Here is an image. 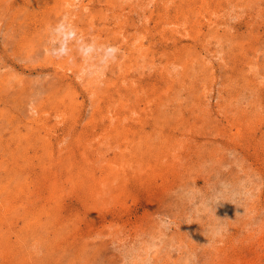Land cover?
I'll list each match as a JSON object with an SVG mask.
<instances>
[{"label":"rangeland","instance_id":"obj_1","mask_svg":"<svg viewBox=\"0 0 264 264\" xmlns=\"http://www.w3.org/2000/svg\"><path fill=\"white\" fill-rule=\"evenodd\" d=\"M0 223V264H264V0H0Z\"/></svg>","mask_w":264,"mask_h":264},{"label":"clouds","instance_id":"obj_2","mask_svg":"<svg viewBox=\"0 0 264 264\" xmlns=\"http://www.w3.org/2000/svg\"><path fill=\"white\" fill-rule=\"evenodd\" d=\"M48 54L55 59L71 58L77 53L82 61L80 75L102 80L107 68L122 55L118 45L100 43L95 37H85L68 15L48 26Z\"/></svg>","mask_w":264,"mask_h":264},{"label":"bare ground","instance_id":"obj_3","mask_svg":"<svg viewBox=\"0 0 264 264\" xmlns=\"http://www.w3.org/2000/svg\"><path fill=\"white\" fill-rule=\"evenodd\" d=\"M26 1V0H25ZM33 1V0H32ZM7 2V1H6ZM5 2V3H6ZM29 3V2H28ZM58 3V2H57ZM61 3V2H60ZM54 4V3H53ZM52 4V5H53ZM56 5V4H55ZM17 8V7H16ZM45 8V7H44ZM53 8H54V6H53ZM51 10V9H50ZM54 10H55V8H54ZM32 12V11H31ZM38 12V11H37ZM21 14V13H20ZM48 15H49V13H47ZM85 14V13H84ZM88 14V13H87ZM57 15V14H56ZM63 15V14H62ZM53 16V15H52ZM21 17V16H20ZM93 17V16H92ZM5 19V18H4ZM8 20H9V18H8ZM96 20V19H95ZM11 21V20H10ZM14 22V21H13ZM45 23V22H44ZM103 22H101V24H102ZM19 26V25H18ZM23 27V26H22ZM46 27V26H45ZM14 28V27H13ZM6 33V32H5ZM9 35V34H8ZM10 36V35H9ZM40 37V36H39ZM30 40V39H29ZM11 42V41H10ZM6 43H7V41H6ZM12 43V42H11ZM24 43V42H23ZM13 44V43H12ZM22 46V45H21ZM51 57V56H50ZM2 60V59H1ZM50 72V71H49ZM174 77V76H173ZM178 78V77H177ZM184 81V80H183ZM121 82V81H120ZM179 82H180V80H179ZM52 83V82H51ZM175 83V82H174ZM59 88V87H58ZM171 90V89H170ZM137 91V90H136ZM7 93V92H6ZM59 93H60V91H59ZM77 93V92H76ZM123 93V92H122ZM140 94V93H139ZM9 95V94H8ZM98 96V95H97ZM136 96V95H135ZM7 97H9V96H7ZM10 98V97H9ZM99 98V97H98ZM139 100V99H138ZM13 101V100H12ZM106 101V100H105ZM167 101V100H166ZM64 102V101H63ZM163 102H165V101H163ZM76 105V104H75ZM11 109V108H10ZM159 111V110H158ZM161 112V111H160ZM162 113V112H161ZM161 116V115H160ZM74 117V116H73ZM161 118V117H160ZM16 124V123H15ZM70 130V129H69ZM58 131V130H57ZM61 131V130H60ZM62 133V132H61ZM64 133V132H63ZM22 134H23V132H22ZM99 134V133H98ZM97 134V135H98ZM133 134V133H132ZM28 136V135H27ZM134 136V135H133ZM19 137V136H18ZM30 141V140H29ZM147 142V141H146ZM34 143V142H33ZM28 144H29V142H28ZM53 146V145H52ZM67 148H69V147H67ZM148 148V147H147ZM61 149H62V147H61ZM73 150V149H72ZM134 152V151H133ZM57 153V152H56ZM136 153V152H135ZM147 153V152H146ZM143 157V156H142ZM141 159V158H140ZM157 159V158H156ZM110 160H112V159H110ZM147 162V161H146ZM112 165V164H111ZM137 165H138V162H137ZM103 166V165H102ZM113 166V165H112ZM140 167V166H139ZM89 171V170H88ZM108 173V172H107ZM8 182V181H7ZM76 184V183H75ZM82 184V183H81ZM76 185H78V184H76ZM100 185V184H99ZM7 187V186H6ZM82 187V186H81ZM55 190V189H54ZM53 190V191H54ZM65 192V191H64ZM97 192V191H96ZM29 193V192H28ZM98 193V192H97ZM96 193V194H97ZM78 194V193H77ZM119 194V193H118ZM39 196H40V194H39ZM52 196V195H51ZM96 198V197H95ZM108 198V197H107ZM82 199V198H81ZM106 199V198H105ZM111 199V198H110ZM88 201V200H87ZM90 203V202H89ZM98 203V202H97ZM90 206V205H89ZM104 206V205H103ZM92 207V206H91ZM54 209V208H53ZM52 208L50 209V210H48L47 209V212H46V215L48 216H52L53 214H51V212L52 211H54ZM90 210V209H89ZM92 210V209H91ZM42 213V212H41ZM92 213V212H91ZM93 214H95V213H93ZM96 216V215H95ZM20 217V216H19ZM36 217V216H35ZM53 217V219H55L56 217L55 216H52ZM21 218V217H20ZM90 218H92V217H90ZM97 218V217H96ZM57 219H55V221H56ZM96 221V220H95ZM8 222V221H7ZM6 222V223H7ZM26 223V226L25 227H31V223H29V222H25ZM2 223H0V227H2V225H1ZM10 226H11V224H10ZM39 227V226H38ZM18 231V230H17ZM1 230H0V238H1ZM16 232V231H15ZM44 232V231H43ZM55 231H53L52 232V234L54 233ZM59 232V231H58ZM58 232H55L54 234H53V236H51V238L52 237H54V238H58L59 236H58ZM61 232V231H60ZM18 233V232H17ZM34 234V233H33ZM33 234H31V235H33ZM39 236H40V238H43L42 237V234L41 233H37ZM49 234H51V233H49ZM19 236H20V234H19ZM49 236V235H48ZM20 238H24L23 236L21 237L20 236ZM27 237H25L24 239H25V241L27 242L28 241V238L26 239ZM45 238V237H44ZM55 239V240H56ZM50 240V239H49ZM54 240V239H53ZM84 241V240H83ZM53 242V241H52ZM14 243V242H13ZM46 243H48V242H46ZM55 243H56V241H55ZM89 243V242H88ZM53 244V243H52ZM18 246V245H17ZM28 246V245H27ZM62 246V245H61ZM80 246V245H79ZM105 246V245H104ZM4 247V246H3ZM3 247H1V244H0V249L1 248H3ZM57 247V246H56ZM55 247V248H56ZM106 247V246H105ZM11 248V247H10ZM18 248V247H17ZM23 248V247H22ZM28 248V247H27ZM61 248V247H60ZM52 249V248H51ZM62 249V248H61ZM82 249V248H81ZM4 250V249H3ZM8 250V249H7ZM14 250H16V249H14ZM19 250V249H18ZM35 250V249H34ZM6 251V250H5ZM97 251V250H96ZM83 252V251H82ZM86 252V251H85ZM24 253V252H23ZM27 253V252H26ZM41 253V252H40ZM98 253V252H97ZM13 254V253H12ZM29 254V253H28ZM86 255V254H85ZM100 254H98V256H99ZM102 255V254H101ZM0 256H4L5 257V253H4V251H0ZM13 256V255H12ZM68 256H70V255H68ZM97 256V255H96ZM3 257V258H4ZM24 258L26 257L25 255L23 256ZM90 257V256H89ZM71 258V257H70ZM5 260V259H4ZM20 260V259H19ZM74 260V259H73ZM26 262H27V259L25 260ZM29 261V260H28ZM89 261V260H88ZM100 261V260H99ZM3 262V261H2ZM77 263H78V261H76ZM72 263H74V262H72ZM72 263H70V264H72ZM76 263V264H77ZM82 262H80V264H81ZM79 264V263H78Z\"/></svg>","mask_w":264,"mask_h":264}]
</instances>
